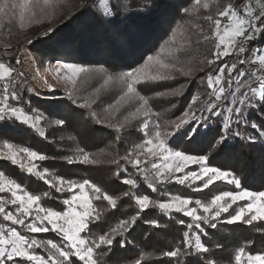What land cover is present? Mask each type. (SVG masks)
Returning <instances> with one entry per match:
<instances>
[{
  "label": "snow or ice",
  "instance_id": "1",
  "mask_svg": "<svg viewBox=\"0 0 264 264\" xmlns=\"http://www.w3.org/2000/svg\"><path fill=\"white\" fill-rule=\"evenodd\" d=\"M82 2L86 9L95 8L97 0ZM124 4V11L130 6H136L130 5L129 0H124ZM202 6L205 9L209 7L207 3ZM51 7L52 0H43V5L40 4V0L35 2L22 0L20 3L17 0H0V26H3L7 19L9 24L17 21L19 28L24 30L26 24L40 23L42 18L54 15V10L51 13L48 11ZM200 7L201 0H194L191 7H182L181 11L185 15H190L193 10L198 11ZM99 8L101 10L97 11V15L101 19H108L116 14L109 0H99ZM256 8L259 11H256ZM203 19L208 22V30L197 25V31L204 41L209 43L214 41V44L208 50L211 58L206 57L204 66L199 69L204 76L198 78L201 85L206 84L207 89L211 91L207 92L208 98L204 101L203 107H195L200 99V93L197 92L182 114L176 120H166L164 126L156 121L150 122L152 112L149 99L138 91V86L147 82L162 86L161 82L173 81L177 77L195 78L191 67L185 69L178 66L180 62L176 53L180 49L175 47V35L166 42L169 44L166 55H163L165 49L161 46L160 52L156 55L147 56L142 64L130 66L127 71L115 69L109 71L103 65L86 67L64 60H57L49 71L54 73L56 79L67 85L64 95L73 105L89 109L90 117L97 123L103 124L106 119L111 120L108 126L113 127L117 134L133 121L143 117L139 120L143 142L134 144L131 150L120 158L124 161V166L117 168L115 173L117 177L128 173L127 166L131 165L135 173L147 182L152 192L157 191V185L169 183H177L203 193L217 182H221L233 186L234 190H221L207 200L172 195L165 190H161V195L167 196V199L154 200L147 194L137 195L135 192L126 191L122 195L132 196L138 211L130 218L120 219L116 226L97 237L93 234L92 226L97 225L102 219L103 210L94 202L106 201L107 207L116 209L120 197L109 194L89 179L78 181L55 174L49 179L48 170H37L35 163L44 161L46 159L44 154L29 147L5 142L4 150L0 151V158L10 161L12 165H18L29 174H34L56 192H67L69 195L60 201L64 210L44 207L41 200L42 197H49V192L42 194L29 192L16 180L8 179L4 172L0 171V194H8L0 195V216L13 225L5 227L0 224V264H100V261L112 252L114 244L121 247L127 245L129 241L126 234L131 233L141 220L142 214L150 207L158 209L163 217L175 218V222L183 229L174 246L160 253V258L168 259L169 264H196L197 260H201V264H217L214 259L209 258L212 249L204 242L203 237L208 236V229H217L219 224L253 226L260 223L261 226L256 230L264 233V191L249 190L244 186L241 177L233 171L211 163L214 159L212 151H215L217 145L225 143L229 136L252 141L255 138L246 132L247 128H251L258 130L260 137L264 138V124L250 121L245 115L250 109H264V46L250 47L252 41L259 40L264 44V3L256 0L255 6L247 4L242 12L239 7L228 3L218 9L216 18L209 15ZM54 31L55 29L49 28L43 35L50 37ZM28 43L31 45L33 41L28 40ZM11 51L12 49L6 45L5 53ZM232 56L244 58L231 65L222 62L224 57ZM22 60L21 56L16 63L19 64ZM257 63L260 67L256 71L243 69L245 64L254 66ZM13 72L15 68L10 63L0 62V80L8 81L0 90V122L12 121L27 125L36 129L43 137L45 132L39 128V122L45 117L31 106L30 100L22 99L20 91L17 90L18 87H22V82L19 85L12 84L10 90ZM19 75L23 76V73ZM93 78L102 82L99 83V87L93 89L91 95L95 98L89 100L81 93L87 91L85 86ZM42 79L49 91H56L47 78ZM109 89L117 90L112 93L114 100L108 103L106 108L102 103L97 105L100 109L97 111L93 104H96L102 92ZM27 91L32 92L33 89L28 88ZM155 94L158 97L178 96L181 92L173 89L157 91ZM224 101H229L230 106L223 103ZM121 109L127 112L123 120L117 116ZM205 112L208 116H204ZM213 117L219 120L218 139L214 138V142L209 141L211 151L208 154H190L188 147L172 146V140L179 134L183 135L187 145H191L200 135L199 130L203 126V123L196 122H206ZM51 123L63 126L66 121L58 118ZM168 125H174L177 131L174 133L162 131V127ZM74 155L75 161L73 156L66 157L68 164L97 163V160L82 147L77 148ZM112 163L120 165V160ZM190 165H195L198 170L186 171ZM121 183L132 189L138 187L134 176L123 175ZM240 201L247 203L239 204ZM8 205L13 206V210H8L6 207ZM174 214L180 215L174 217ZM144 222L159 226L156 219ZM16 225L22 226L30 234L51 231L59 236L60 242L21 234ZM118 237L120 239H117ZM252 243L254 242L247 241L235 249L234 264H264V251H246ZM37 249H42L45 254H38ZM151 256L152 253L141 252L139 258L130 264H142ZM189 257L192 258L191 261Z\"/></svg>",
  "mask_w": 264,
  "mask_h": 264
},
{
  "label": "trees",
  "instance_id": "2",
  "mask_svg": "<svg viewBox=\"0 0 264 264\" xmlns=\"http://www.w3.org/2000/svg\"><path fill=\"white\" fill-rule=\"evenodd\" d=\"M17 2L20 3L22 0H17ZM242 2L243 0L241 2L239 0L236 4L239 5ZM109 3L110 6H113V11L116 14L108 19H101L97 15V11L101 10L99 0H97L95 8L87 9L81 0V3L71 13L69 10H63L60 14H56L51 22H40L34 26L36 27L34 29L32 26L21 30L17 21L9 24L6 19L3 26H0V46L8 42L9 31L12 32L11 42L21 43L42 30L52 28L55 31L50 37L41 35L31 39L33 41L31 45L28 42L25 43L28 48L42 57L43 62L49 63L54 59H62L86 67L94 68L103 65L109 71L114 69L127 71L130 66L135 67L142 64L147 56L156 55L160 52L161 46L165 49L163 55H166L169 48V44L166 42L175 35V47L180 49L176 53L180 62L178 66H183L185 69L191 67L195 78L177 77L173 81L161 82L162 86L151 85V82L139 85L138 91L149 99V107L152 112L150 122L156 121L164 126L166 120L174 119L184 111L192 96L197 92L200 93V97L207 96V92L211 90L207 89L206 84L201 85L198 78L204 76V73L199 69L204 66L206 43L197 31V25L208 30V22L203 19L207 11L202 6L205 0H201L200 9L193 10L190 15H185L181 9L185 6L191 7L194 0H191V3L190 0H129L130 5L136 6H130L126 11L123 10L125 8L124 0H109ZM40 4L43 5V0H40ZM37 11L39 10L37 9ZM46 19L47 17L40 21ZM259 46H263L259 40L250 43L252 48ZM242 58L244 57H238V59ZM6 61L14 67V58ZM247 65L245 64L243 68L247 69ZM100 82L102 81L93 78L85 86L87 91L82 92L81 95L89 100L94 99L95 97L91 94L94 88L99 87ZM173 89L179 90L181 95L158 97L155 94L157 91ZM17 90L20 91L23 100L30 99L31 106L46 116L41 122L45 129V136L41 137L36 131L17 122H2L0 123V150H4L5 142L29 147L46 156L44 161H38V170L47 169L49 179L52 174L78 181L89 179L108 191L109 194L120 197L116 209L107 207L106 201L94 202L103 210L102 219L97 225L92 226L93 234L97 237L116 226L120 219L130 218L138 211L133 197L122 195L126 191L135 192L137 195L147 194L154 200L168 198L161 195V190L172 195L207 200L221 190H234L233 186L221 182H217L209 189L204 190L203 193L195 192L192 188L177 183H169L163 186L157 185V191L152 192L147 186V182L135 173L131 165L127 166L128 173L117 177L115 175L117 168L124 166V161L120 158L126 155L134 144L143 142L144 137L139 131V120H142L143 117H140L138 121H133L120 134H117L113 127L108 126L111 120L106 119L103 124L97 123L90 117L89 109L73 105L71 101L39 102L21 91L20 87ZM114 92L117 90L109 89L107 92H102L96 100V104H93V108L100 111L97 105L101 103L106 108L107 104L114 100L112 95ZM126 115L127 112L123 109L117 113L120 120H123ZM245 115L250 121L264 124V109H250L245 112ZM58 118L64 119L65 125L59 126L51 123ZM213 122L205 130H200V135L191 145H187L183 135L180 134L172 142V146L188 147L190 154H208L211 151L209 141L214 142V138L218 139V118ZM171 129V125L162 127V131ZM246 132L256 139L254 143L229 136L225 143L217 145L215 151H212L214 159L211 160V163L233 171L241 177L244 186L249 190L264 191V142L258 134V130L247 128ZM81 147L89 152L97 160V163L74 162L71 165L68 164L66 157L73 156L75 161L76 149ZM175 150H182V148H175ZM115 160H120V165L112 163ZM0 171H3L7 178L16 180L29 192L34 194L49 192V197H42V206L64 210L60 201L66 198L69 193H58L34 174H29L19 166L4 161H0ZM123 175L134 176L139 183L138 187L132 189L121 183ZM199 183L197 182V184ZM238 203L245 204L247 202L240 201ZM6 207L8 210H13L11 205ZM179 215L174 214V217H179ZM151 219H156L159 226H152L144 222ZM1 220L0 218V222ZM27 222L28 220H26ZM260 226V223H255L253 226L219 224L217 229H208V236L203 237V240L212 249V255L209 258L214 259L217 264H234L235 249L247 241L254 243L250 244L246 251H264V233L256 230ZM16 227L21 234L60 242L59 236L51 231L30 234L22 226ZM182 230L181 226L175 222V218L163 217L158 209L150 207L142 214L141 220L137 222L131 233L126 234L129 241L127 245L121 247L119 244H114L112 252L104 257L100 264H130L131 261L139 258L141 252L152 253L151 258L142 264H169L168 259L160 258V253L174 246L175 241L182 235ZM216 245L219 247L217 248ZM37 252L45 254L42 249H37ZM191 260L192 258L189 257V261ZM196 264H201V260H197Z\"/></svg>",
  "mask_w": 264,
  "mask_h": 264
},
{
  "label": "rangeland",
  "instance_id": "3",
  "mask_svg": "<svg viewBox=\"0 0 264 264\" xmlns=\"http://www.w3.org/2000/svg\"><path fill=\"white\" fill-rule=\"evenodd\" d=\"M76 1H77V0H55V1L52 0V7L49 8L48 11L51 13V12L54 10V13H55V14H54V15H50L49 17H47L46 20H42V21H40V22H42V23L51 22L52 18L55 17L56 14H60L63 10H69V12L71 13V12L75 9V7L81 3V0H79L78 2H76ZM243 1H244V0H243ZM237 2H239V0H205V3H207V4L209 5V7L206 9L207 11L205 12V13H206V16L211 15V16H213V18H216V17H217V13H218V9L223 8V7H224L226 4H228V3H232L233 5H235V6L238 7L239 5L236 4ZM240 2H241V0H240ZM250 2H252V3H248V4H253V5L256 4V3H254L255 0H251ZM260 2H261V3H264V0H261ZM240 10H241V9H240ZM241 12H242V10H241ZM5 20H6V19H5ZM38 24H40V23H35V22H33V23H31V24H26V28H30V27L33 26L32 29H34V28H36V27H34V26H36V25H38ZM52 27H53V26H52ZM48 29H49V28L40 31V32L37 33L36 35H34V36L29 37L28 39H26L25 42H21V43H12V42H11V40H12V32L9 31V32H8V37H7L8 42L5 43V44H3L2 46H0V47H1V49H0V56H1V58H2V57L5 58V59H3V58L0 59V62H5V63H7L6 60H10V59L14 58V67H15L16 70H15V72H13V74H12L11 84L9 85L10 90H11V85H12V84H17V85H19V84H21V82H22V87H20V88H21V91H23V92H25L26 94H28L29 96H31V98H32V97L35 98V99H36L37 101H39V102L70 101V100L64 95L65 88L67 87V85H66L63 81L56 79V78H55V75H54L53 72H52V74H53V78L50 80V83H51V84L56 83V84L59 86V89H58V91H55V92L50 91L51 93H49V94H42V93H40L38 90H36V89L33 87V77L31 78L30 75H27V74L25 73V64H23V63H25V61H22V62L19 63V64L16 63V60L19 59L21 56L23 57L22 54L25 53L26 51H30V52L32 53V55L35 57L36 62H37L42 68H51L52 66H54V65L56 64V61H57V60H62V59H54V60H51L50 63H47V62L45 63V62H43V60L41 59L42 57H41L38 53H36L35 51L31 50L30 48L27 47V45H25V43H27L28 40H31V39H33V38H35V37H37V36H41V35H43ZM205 43H206V44H205V48H204V57H205V59H206V57L211 58V57L208 55V50H209V48L214 44V41H212L211 43L205 41ZM6 45H7L9 48L12 49L11 52L5 53V47H6ZM263 46H264V44H263ZM38 48H39V46H38ZM237 60H238V57H235V56H232V57H224L222 62H227L229 65H231V63L236 62ZM72 63H74V62H72ZM214 67H215V66H214ZM259 67H260V66H259V64L257 63V64L254 65V66L247 65V67H246L247 69H244V68H243V69H244V70H247V71H256L257 69H259ZM20 73H23V76H20V75H19ZM225 76H227V72H225ZM29 78H31V81H29V80H30ZM54 79H55V80H54ZM14 82H15V83H14ZM5 83H8V81L0 80V90H2V87H3V85H4ZM56 84H55V85H56ZM57 85H56V86H57ZM225 86L227 87V84H226ZM233 86H234V85H233ZM28 88H32L33 91H32V92H28V91H27ZM55 89H56V87H55ZM36 93H39V94H36ZM207 98H208V96H206V97H200V99H199V101L197 102V104L195 105V107H197V108L203 107V106H204V101H205ZM29 100H30V99H29ZM223 103H227V104H229V106H230L229 101H224ZM186 108H187V107H186ZM186 108H185V109H186ZM185 109H184V110H185ZM38 112H39V110H38ZM40 113H41V112H40ZM42 114H43V113H42ZM181 114H182V113H181ZM181 114H180V115H181ZM180 115H178L177 117H179ZM43 116L46 117L44 114H43ZM204 116H208V113L205 112V113H204ZM177 117L174 118V119H170V120H176ZM215 119H216V117H213V118L207 120L206 122H203V121H197L196 123H197V124H201V123H203V126L200 127V130H205V129L207 128L208 125H212V124L214 123L213 121H214ZM42 121H43V120H42ZM42 121L39 122V128L45 132V129L43 128L42 123H41ZM10 122H11V121H10ZM0 123H2V122H0ZM17 123H18V122H17ZM24 126H26L27 128H29V129H31V130H33V131H36V132L39 134V132H38L36 129H33V128L27 126V125H24ZM171 126H172V129L169 130V131H167V130H166V131H167V132H173V133L176 132L177 130L175 129V126H174V125H171ZM200 130H199V131H200ZM179 135H180V134H179ZM179 135H176L175 138H174V140H172V142L175 141ZM39 136H40V135H39ZM41 137H42V136H41ZM43 137H44V136H43ZM169 139H172V138L169 137ZM262 139H263V142H264V138H262ZM255 141H256V139L252 140L251 142L254 143ZM0 151H2V150H0ZM0 161H4V162H7V163L11 164L10 161H7V160H5V159H3V158H0ZM35 163H36V165H37V170H38V166H39V165H38V161H35ZM11 165H12V164H11ZM16 166L18 167V165H16ZM149 167H150V166H149ZM189 170H198V169H197V167H196L195 165H190L189 168L186 169V171H189ZM23 171H26V170H23ZM26 172H27V171H26ZM8 179H9V178H8ZM137 184L139 185L138 182H137ZM135 189H136V188H135ZM0 195L8 196V194H0ZM246 202H247V201H246ZM0 218L2 219L1 222H0V224H3L5 227L13 226V225L10 224V222H6V221H4L2 216H0ZM16 226L21 227V226H19V225H16ZM16 226H15V227H16Z\"/></svg>",
  "mask_w": 264,
  "mask_h": 264
},
{
  "label": "bare ground",
  "instance_id": "4",
  "mask_svg": "<svg viewBox=\"0 0 264 264\" xmlns=\"http://www.w3.org/2000/svg\"><path fill=\"white\" fill-rule=\"evenodd\" d=\"M33 57L34 56L30 51H26L25 53H23V59L25 61V73L27 75L33 76V87L36 90H38L42 94H49L51 92L43 83L42 78H47L50 83V80L53 78V74L51 71H49L50 68H42ZM55 84L56 83H53V86L56 87V91H58L59 86L57 84L56 86Z\"/></svg>",
  "mask_w": 264,
  "mask_h": 264
},
{
  "label": "built area",
  "instance_id": "5",
  "mask_svg": "<svg viewBox=\"0 0 264 264\" xmlns=\"http://www.w3.org/2000/svg\"><path fill=\"white\" fill-rule=\"evenodd\" d=\"M251 0H244L242 3H240L239 4V8L243 11V8L245 7V5H247L248 3H252V2H250ZM255 3V2H254ZM253 5V4H252ZM256 4H254V6H255ZM256 11H259V9L258 8H256ZM0 49H1V47H0ZM23 55V54H22ZM0 59H1V56H0ZM22 61H24V59L22 60Z\"/></svg>",
  "mask_w": 264,
  "mask_h": 264
},
{
  "label": "clouds",
  "instance_id": "6",
  "mask_svg": "<svg viewBox=\"0 0 264 264\" xmlns=\"http://www.w3.org/2000/svg\"><path fill=\"white\" fill-rule=\"evenodd\" d=\"M23 64H25V63H23ZM31 77H33V76H31ZM30 80L29 81H31V78H29Z\"/></svg>",
  "mask_w": 264,
  "mask_h": 264
},
{
  "label": "crops",
  "instance_id": "7",
  "mask_svg": "<svg viewBox=\"0 0 264 264\" xmlns=\"http://www.w3.org/2000/svg\"><path fill=\"white\" fill-rule=\"evenodd\" d=\"M261 1V0H260ZM255 3H256V0H255Z\"/></svg>",
  "mask_w": 264,
  "mask_h": 264
}]
</instances>
